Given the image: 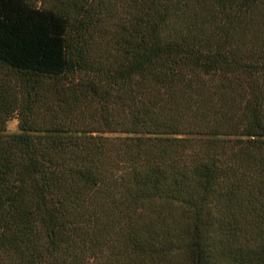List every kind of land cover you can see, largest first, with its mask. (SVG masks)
I'll list each match as a JSON object with an SVG mask.
<instances>
[{
  "label": "trees",
  "instance_id": "16d2710c",
  "mask_svg": "<svg viewBox=\"0 0 264 264\" xmlns=\"http://www.w3.org/2000/svg\"><path fill=\"white\" fill-rule=\"evenodd\" d=\"M0 264H264V0H0Z\"/></svg>",
  "mask_w": 264,
  "mask_h": 264
},
{
  "label": "rangeland",
  "instance_id": "374dc122",
  "mask_svg": "<svg viewBox=\"0 0 264 264\" xmlns=\"http://www.w3.org/2000/svg\"><path fill=\"white\" fill-rule=\"evenodd\" d=\"M6 132H15L17 131V118L15 116L9 118L5 123Z\"/></svg>",
  "mask_w": 264,
  "mask_h": 264
}]
</instances>
